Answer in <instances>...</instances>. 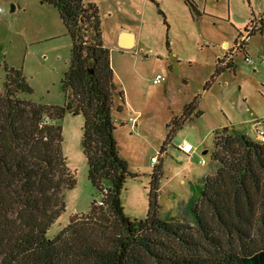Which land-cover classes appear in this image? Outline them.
<instances>
[{
  "label": "trees",
  "instance_id": "16d2710c",
  "mask_svg": "<svg viewBox=\"0 0 264 264\" xmlns=\"http://www.w3.org/2000/svg\"><path fill=\"white\" fill-rule=\"evenodd\" d=\"M40 1L58 9L72 38L69 69L62 79L65 102L49 105L21 97L34 89L22 69L5 65L0 90V264H264V243L253 235L255 218L264 215V139L233 128L216 130V171L205 177L200 197L190 198L192 222L160 215L163 163L152 175L147 216H128L122 192L131 171L119 151L114 116L115 109L123 110L115 98L124 100L125 92L115 82L99 6L84 0ZM250 24L264 31L263 18ZM246 44L240 41L239 49ZM232 66V61L218 65L217 73ZM195 110L196 100L168 123L166 142ZM66 113L85 116L82 149L89 179L102 198L49 239L48 229L66 209L63 191L76 185L59 122ZM225 232L237 239L226 243Z\"/></svg>",
  "mask_w": 264,
  "mask_h": 264
},
{
  "label": "rangeland",
  "instance_id": "374dc122",
  "mask_svg": "<svg viewBox=\"0 0 264 264\" xmlns=\"http://www.w3.org/2000/svg\"><path fill=\"white\" fill-rule=\"evenodd\" d=\"M84 1L99 6L115 82L125 92L124 100L115 98L123 110H114L119 151L131 171L122 192L125 213L137 219L147 216L152 175L163 163L160 215L192 222L190 198L200 197L205 177L216 171L212 159L216 130L233 128L261 138L257 127H264V31L250 22L264 19V0H191L195 8L186 0ZM0 7V90L8 64L22 69L34 89L21 97L63 105L62 79L69 69L72 38L58 9L40 0H0ZM122 30L137 36L133 48L120 47L117 36ZM246 36L245 50L239 49ZM228 61L233 66L217 73L218 65ZM159 73L166 80L156 84L153 80ZM195 100V113L202 114L194 113L166 142L168 123ZM85 121L83 114L73 113L59 121L76 185L63 191L66 209L48 229L49 239L72 216L87 213L93 201L102 198L89 179L82 149ZM184 143L193 150H182ZM229 235L224 233L226 243L237 239L236 234ZM253 235L264 243L262 213L254 220Z\"/></svg>",
  "mask_w": 264,
  "mask_h": 264
},
{
  "label": "built area",
  "instance_id": "2783aa9c",
  "mask_svg": "<svg viewBox=\"0 0 264 264\" xmlns=\"http://www.w3.org/2000/svg\"><path fill=\"white\" fill-rule=\"evenodd\" d=\"M2 11H3V9L0 7V12H2ZM248 38H249V36L244 37L241 42H246L248 40ZM239 46H241V45H239ZM262 58L264 59V53L262 55ZM246 60L248 62L252 61L250 56H246ZM165 80H166V76L159 73V74L156 75V77L154 78L153 81H154V83L159 84V83H161V82H163ZM130 121L132 123H137V118L136 117H130ZM45 123H49V118L45 119ZM257 131H258L259 135L261 136L260 140H263L264 139V127H261V128L257 127ZM181 148H182V150H184L186 152H191L193 150L192 146L190 144H188V143H184L181 146ZM153 161L157 162L156 158H153Z\"/></svg>",
  "mask_w": 264,
  "mask_h": 264
},
{
  "label": "water",
  "instance_id": "95a60500",
  "mask_svg": "<svg viewBox=\"0 0 264 264\" xmlns=\"http://www.w3.org/2000/svg\"><path fill=\"white\" fill-rule=\"evenodd\" d=\"M15 10V6H12V11ZM119 45L120 47L124 48V49H131L135 46V34L132 32H128V31H124L121 33L120 35V39H119ZM93 72V71H91ZM207 152V150L205 151V153Z\"/></svg>",
  "mask_w": 264,
  "mask_h": 264
},
{
  "label": "crops",
  "instance_id": "0c3cea01",
  "mask_svg": "<svg viewBox=\"0 0 264 264\" xmlns=\"http://www.w3.org/2000/svg\"><path fill=\"white\" fill-rule=\"evenodd\" d=\"M122 32H124L123 30L119 33V35L117 36V41H118V43H119V39H120V35H121V33ZM136 41H137V36H135V45H136ZM117 47H119V45H117ZM153 158H155V157H153ZM154 163H155V161H153Z\"/></svg>",
  "mask_w": 264,
  "mask_h": 264
}]
</instances>
